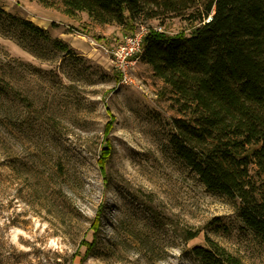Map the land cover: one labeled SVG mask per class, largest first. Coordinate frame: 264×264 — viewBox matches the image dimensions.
Wrapping results in <instances>:
<instances>
[{"label": "rangeland", "instance_id": "1", "mask_svg": "<svg viewBox=\"0 0 264 264\" xmlns=\"http://www.w3.org/2000/svg\"><path fill=\"white\" fill-rule=\"evenodd\" d=\"M0 6L66 45L0 33V74L17 94L0 96V264H201L189 248L207 238L264 264V241L235 202L176 154L183 115L162 79L139 58L124 84L111 61L141 26L189 32L184 17L142 14L125 27L68 15L62 0Z\"/></svg>", "mask_w": 264, "mask_h": 264}, {"label": "trees", "instance_id": "2", "mask_svg": "<svg viewBox=\"0 0 264 264\" xmlns=\"http://www.w3.org/2000/svg\"><path fill=\"white\" fill-rule=\"evenodd\" d=\"M62 2L68 15L85 11L101 24L127 27L139 15L158 17L161 12L190 23L189 32L174 34L148 27L140 59L162 79L183 115L174 119L170 137L176 154L207 189L232 199L244 226L264 241V0ZM0 33L66 47L47 29L1 6ZM15 92L0 74V96ZM111 127L109 121L105 133ZM101 148L104 161L112 149L107 138ZM92 247L89 243L87 253ZM189 252L201 264H244L211 238Z\"/></svg>", "mask_w": 264, "mask_h": 264}, {"label": "built area", "instance_id": "3", "mask_svg": "<svg viewBox=\"0 0 264 264\" xmlns=\"http://www.w3.org/2000/svg\"><path fill=\"white\" fill-rule=\"evenodd\" d=\"M146 31L147 28L141 26L110 49L111 61L120 74V81L124 84L134 83L133 73L140 58L142 39Z\"/></svg>", "mask_w": 264, "mask_h": 264}]
</instances>
